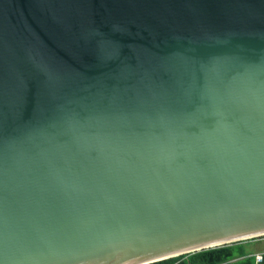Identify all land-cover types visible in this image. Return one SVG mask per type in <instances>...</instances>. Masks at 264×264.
I'll list each match as a JSON object with an SVG mask.
<instances>
[{
	"label": "water",
	"instance_id": "water-1",
	"mask_svg": "<svg viewBox=\"0 0 264 264\" xmlns=\"http://www.w3.org/2000/svg\"><path fill=\"white\" fill-rule=\"evenodd\" d=\"M262 235L264 0H0V264Z\"/></svg>",
	"mask_w": 264,
	"mask_h": 264
},
{
	"label": "trees",
	"instance_id": "trees-1",
	"mask_svg": "<svg viewBox=\"0 0 264 264\" xmlns=\"http://www.w3.org/2000/svg\"><path fill=\"white\" fill-rule=\"evenodd\" d=\"M262 237H264V235L248 240L205 248L147 264H174L183 257L182 262L184 264H255L254 257L251 252L245 249V244L251 240ZM260 264H264V259Z\"/></svg>",
	"mask_w": 264,
	"mask_h": 264
},
{
	"label": "built area",
	"instance_id": "built-area-1",
	"mask_svg": "<svg viewBox=\"0 0 264 264\" xmlns=\"http://www.w3.org/2000/svg\"><path fill=\"white\" fill-rule=\"evenodd\" d=\"M182 254H185V253H182ZM179 255H181V254H179ZM176 256H178V255H176ZM252 256L254 257L255 264L261 263L263 261V259H264V251L263 252H255V253L252 254ZM183 258H180L174 264H184L182 262ZM202 264H207V263H202Z\"/></svg>",
	"mask_w": 264,
	"mask_h": 264
},
{
	"label": "rangeland",
	"instance_id": "rangeland-1",
	"mask_svg": "<svg viewBox=\"0 0 264 264\" xmlns=\"http://www.w3.org/2000/svg\"><path fill=\"white\" fill-rule=\"evenodd\" d=\"M261 245H264V243L259 242L257 239H254L245 244V249L255 251L258 250Z\"/></svg>",
	"mask_w": 264,
	"mask_h": 264
},
{
	"label": "crops",
	"instance_id": "crops-1",
	"mask_svg": "<svg viewBox=\"0 0 264 264\" xmlns=\"http://www.w3.org/2000/svg\"><path fill=\"white\" fill-rule=\"evenodd\" d=\"M259 242H263L264 243V237L262 238H258L257 239ZM248 252H251V254L255 253V252H263L264 251V245H261L260 248L258 250L252 251V250H247ZM262 263V262H261ZM260 264V263H257Z\"/></svg>",
	"mask_w": 264,
	"mask_h": 264
}]
</instances>
